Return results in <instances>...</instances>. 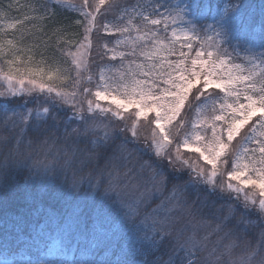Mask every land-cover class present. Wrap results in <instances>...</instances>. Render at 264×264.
Segmentation results:
<instances>
[{"label": "snow or ice", "instance_id": "obj_1", "mask_svg": "<svg viewBox=\"0 0 264 264\" xmlns=\"http://www.w3.org/2000/svg\"><path fill=\"white\" fill-rule=\"evenodd\" d=\"M55 3L57 7L66 5L83 18L74 21L83 28L81 41L73 44L63 40L62 29L53 33L57 43L67 45L61 52L70 58L71 67H63L55 58L36 59L31 47L20 46L23 33L19 38L3 39L5 26L0 24V82L6 85L0 90V152L13 138L21 144L29 131L34 139L28 141L27 149L36 144L50 152L47 146L56 143V133L63 127L66 164L87 167L107 153L108 179L93 185L97 189L112 194L127 190L129 185L122 181L120 168L136 162L140 179L130 186L138 189L142 185L145 192L136 198L139 203L134 200L125 205L129 219L139 213L145 193L154 190L163 194L167 190L151 217L154 231L151 235L138 232L134 237L136 241L150 239L157 248L167 241L168 257L158 264H219L208 251V234H200V228L208 223L206 211L215 221L214 233L242 240L258 257L254 264H264V26L260 33L249 28L239 0L225 5L214 24L203 26L214 33L203 39L197 30L195 0L176 5L161 0L147 6L133 5L122 9L120 23L99 25L98 16L120 9V0ZM145 7L151 14H146ZM40 8V16L10 21L6 28L17 29L26 20L55 15L47 0ZM261 10L264 12V6ZM188 16L193 18L186 20ZM137 17L140 23L134 22ZM170 26L169 39L162 32L167 33ZM94 30L116 37L112 47L108 43L100 47L103 57L119 60L118 64L101 66L95 80L88 68ZM233 40L238 43L229 52L224 44ZM196 42L199 47L193 55ZM237 49L245 53L246 62H237L240 57L232 55ZM82 85H94V90ZM22 97L39 102V107L23 111L12 107L14 99ZM61 111L71 112V117H61ZM187 113L194 118L188 120ZM73 121H78V126L73 127ZM114 121L124 122L123 126ZM141 121L149 129L143 144L138 132ZM186 124L190 130L182 132ZM237 138L238 147L233 145ZM80 141L89 147L79 148ZM145 152L149 159H143ZM186 152L196 155L185 156ZM30 157V151L13 148L0 158V204L8 202L14 170L29 168L27 180L39 181L42 186L56 176L58 156L52 164L42 165L29 164ZM185 173L187 179H181ZM218 176L222 178L219 183ZM201 184L207 186L205 195H201ZM189 189L194 193L192 198ZM80 190V183L74 181L66 195ZM213 196L225 203L217 207L210 199ZM22 234L18 217L0 220V264H32L17 258L18 249L27 243L21 240ZM106 235V230H94L91 239L98 245ZM257 237L259 245L254 248ZM143 255L139 244H131L115 258L97 259L92 251L88 258L74 256L69 262L49 260L47 264H143ZM234 264H248V260Z\"/></svg>", "mask_w": 264, "mask_h": 264}, {"label": "rangeland", "instance_id": "obj_2", "mask_svg": "<svg viewBox=\"0 0 264 264\" xmlns=\"http://www.w3.org/2000/svg\"><path fill=\"white\" fill-rule=\"evenodd\" d=\"M129 0H120L121 8L116 11L109 12L105 16H98L97 23L98 25L104 22H109L112 24L120 23L119 17L123 15L122 9H130L133 5H150L153 3V0H137L134 3L128 4ZM161 2H166L170 5H176L183 3V0H161ZM237 0H225L222 7L218 12L212 14L203 13L205 20L201 15L197 16L195 11V16L197 19V30L201 38L206 36H214V33L203 27L207 24H214L216 19L224 12L225 5L230 3H236ZM241 12L245 15L247 19V24L250 29H255L256 33H260L262 26H264V12H262V6H264V0H239ZM107 7V5L105 6ZM144 11L146 14H151V9L145 7ZM101 12H104V8H101ZM153 18H155L154 14ZM20 17L6 18L2 20V24L5 26V31L3 36L5 39H13L9 31H18L20 37L19 28L17 29H7L6 25L10 21H16ZM192 16L186 17L187 19H192ZM135 23H140L139 17L134 20ZM24 27L23 25H21ZM162 27V26H161ZM170 31L163 33L162 35L168 36L170 39ZM74 36L63 35V40H70L75 44L83 38L82 36L75 39ZM16 38V37H15ZM92 49L88 57V68L89 72L93 75L95 80L96 73L98 69L105 64H118L119 60L112 61L108 57H103V49L100 47L102 43H108L109 47H112L116 39L115 36L108 35L103 30H94L92 33ZM238 41L233 40L231 43L224 44V47L228 48L229 52H232V49L237 45ZM257 46L259 41L256 42ZM23 47V45H20ZM58 50L61 52V49L67 47L64 43L59 44ZM199 47V42L194 43L192 54L194 55L197 48ZM120 50V49H118ZM187 51V49H184ZM62 53V52H61ZM233 56H239L240 59L237 62H246L244 61L245 53L237 49V52L232 53ZM38 57V56H36ZM64 60L61 62L63 66L71 67L70 58L63 56ZM174 58V57H173ZM41 59V58H36ZM68 62V64H67ZM71 81H69L70 86ZM87 87H93L94 85H82ZM6 85L3 82H0V90H4ZM90 98V97H89ZM47 106V105H45ZM104 106H107L106 104ZM12 107L23 111L26 108L35 109L39 107V102L33 103L32 98L22 97L15 98L12 104ZM62 117H71V112L61 111ZM3 117L0 116V119ZM188 120H192L194 117L192 113H187ZM127 119V117H126ZM108 121L105 119V123ZM114 123L123 126L124 122L114 121ZM128 123L131 124V120L128 119ZM78 121H73V127L78 126ZM187 124L184 131H189ZM63 127L60 128V131L56 133V136L59 137L55 144H49L47 148H50L51 151H46V149L40 148L38 145L33 144L32 149H27V143L30 140L28 138L31 131L28 132L27 136L22 137V143L17 144L16 139L13 138L10 143L0 152V158L4 155H7L10 149L17 148L21 152H31V157L29 159V164L37 163L38 165L42 164H52L54 157H59L55 161V166L57 169L56 176L54 178H49L46 186H42L39 181L35 182V186L40 195L51 194L52 196L59 198L58 207H50L48 205L41 204L43 209V221L41 222V230L45 233V236L49 240L47 245V250L42 254L40 258H30L29 251H22L18 255V259L22 261H31L32 264H47L49 260H61L64 262H69L75 256L74 253L81 251L80 254L76 257L88 258L92 251L102 252L103 255L110 253L111 256L115 254L118 256L122 251H127L129 245L139 244L143 249L144 255L141 257L143 264H158L162 259H167L168 257V247L167 241L163 242V245L167 248H164L165 255L160 253L159 247H155L151 244L150 239H143L136 241L134 239L135 235L140 232H148L149 235L154 231L151 225V217L154 216V210L156 206L161 203V201L168 195L167 190L161 194L154 190H150L145 193L143 197V203L140 204V211L137 215L132 218L126 217L125 213L127 212L126 204L132 203L140 193L145 192L144 187L141 185L138 189H133L130 185L136 184L139 181V176L136 173V167L138 165L135 161L127 166V168L121 167L120 172L122 174V181L129 185L127 190L120 189L115 194L106 193L103 188H95V185L98 181L103 179L106 183L108 179V171L105 167V157L102 159L99 158L98 161H93L87 167L81 168L78 163L74 162L71 165L66 164L65 160L67 157L64 156L63 149L67 147L62 138ZM138 132L141 134V144H143L144 138L149 135V129L144 126V121H141V127L138 128ZM7 135L15 136V133H5ZM103 134L102 132L100 133ZM210 134V132H209ZM240 138H237L233 142V145L238 147ZM72 141H69L70 145ZM78 147L84 149L89 147L84 141H80ZM193 153H185V156H195ZM150 156L147 152L143 154V159H149ZM200 163H203L201 161ZM231 163V162H230ZM207 167V166H206ZM29 172V168H27ZM127 175H123V173ZM103 174V176H102ZM181 179H187V173L183 174ZM221 177H217V182L219 183ZM74 181H78L81 185V190L79 193L73 195H66L68 190L71 188ZM171 185H169L170 187ZM201 195H205V188L207 186L201 184L200 186ZM194 193L189 189V197L192 198ZM211 200L215 201L217 207L225 203L223 199H220L216 196L210 197ZM206 216H208V223L200 228V234H208L209 239L207 241V248L209 252L214 254V258L219 261V264H234L235 261L246 258L248 264H254L258 259L253 250L246 249L243 245L242 240L237 239L235 236L228 237L224 233H214L213 228L215 227V221L211 219L209 213L206 211ZM85 218H88V224L85 225ZM94 230L104 231L106 230V238L102 240L98 245L95 241L91 239V233ZM251 239V237H249ZM71 241V243H69ZM79 243L81 247L77 249L76 245ZM259 238L256 239L254 248H258ZM117 251V252H116ZM62 256L66 259H62ZM129 259H133L129 255Z\"/></svg>", "mask_w": 264, "mask_h": 264}, {"label": "trees", "instance_id": "obj_3", "mask_svg": "<svg viewBox=\"0 0 264 264\" xmlns=\"http://www.w3.org/2000/svg\"><path fill=\"white\" fill-rule=\"evenodd\" d=\"M136 1L137 0H129L128 4ZM224 1L225 0H195L198 5L195 10L197 16L201 15L203 20H205L203 13L212 14L218 12ZM44 2L45 0H0V24H2V20L8 17H20L18 20H24L25 16H40L42 13L40 5ZM75 2L79 3L80 0H75ZM47 4L55 12V15L48 13L45 19L26 20L23 24L24 27L21 25L17 26L18 29L26 28L24 30L19 29L22 31L20 33H23V41L20 45H23V47H31L33 53L41 59L51 61V59L55 58L62 62L64 57L58 50L61 42L57 43V37L53 35V33L56 29H62L63 35L65 34L68 37L74 36V39L75 37L79 38L82 36L83 28L82 26L76 25L74 21L83 18L79 13L68 8L64 4H60L59 7H57L55 0H47ZM7 33L19 38L18 31H9ZM2 38L5 39L4 36H2ZM28 138L34 139L32 132L29 134ZM105 155L106 154L101 155L100 159L105 157ZM28 176L29 172H27V167L14 170L13 182L8 189V202L6 205L0 204V220L5 216L9 218L18 217L21 221V228L23 229L21 240L27 242L24 247L18 249V252L29 251L30 253L28 255L30 258H40L42 254L46 252L49 242L45 233L41 230L43 209L40 205L43 204L45 206L58 207L59 198H56L51 194L40 195L35 183L27 180ZM87 224L88 218H85V225ZM87 226L89 227V225ZM29 236H31V239H29ZM166 244L167 243H165V245ZM164 248L167 247L161 243L160 253L165 255L167 251H165ZM80 252L81 251L75 252V257L78 256ZM95 254L97 259L104 258L105 256L116 257L115 255L111 256L110 253L103 255L100 251ZM62 259L66 258L62 256Z\"/></svg>", "mask_w": 264, "mask_h": 264}]
</instances>
